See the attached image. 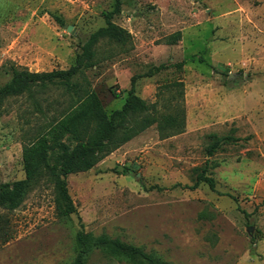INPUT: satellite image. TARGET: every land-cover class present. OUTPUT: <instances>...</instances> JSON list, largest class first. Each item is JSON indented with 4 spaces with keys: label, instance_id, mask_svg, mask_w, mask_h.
<instances>
[{
    "label": "rangeland",
    "instance_id": "374dc122",
    "mask_svg": "<svg viewBox=\"0 0 264 264\" xmlns=\"http://www.w3.org/2000/svg\"><path fill=\"white\" fill-rule=\"evenodd\" d=\"M113 10L114 0H0V86L12 66L73 65L112 12L127 37L100 38L95 65L78 80L107 113L122 106L132 77L138 96L168 112L177 103L169 85L181 80L184 129L160 138L153 124L91 169L69 174L77 214L63 217L48 176L26 165L43 171L54 162L55 141L66 142L67 134L49 123L73 96L49 86L7 97L0 115V264H70L79 229L119 237L167 264H264V0H120ZM159 64L166 66L144 75ZM206 160L215 188H187ZM21 180V200L11 205L3 191ZM90 262L132 264L97 251Z\"/></svg>",
    "mask_w": 264,
    "mask_h": 264
},
{
    "label": "trees",
    "instance_id": "16d2710c",
    "mask_svg": "<svg viewBox=\"0 0 264 264\" xmlns=\"http://www.w3.org/2000/svg\"><path fill=\"white\" fill-rule=\"evenodd\" d=\"M120 0H114V10L118 11ZM112 12L106 13V25L92 32L82 50L75 57L74 64L66 69H52L50 71H30L25 68L12 66L10 78L0 86V115L3 103L7 97L18 96L24 93L44 92L49 86L62 88L72 95L71 102L60 114V118L53 120L49 127L57 130L59 134H67L66 142L55 141L58 152L53 155L54 162L44 166V170L37 166L26 165L32 172L45 173L52 184L54 208L59 216L67 217L77 214L76 206L69 194L66 177L69 174L84 172L94 167L100 160L112 151L138 135L147 127L155 124L160 138H166L183 131L185 114L183 105L178 103L179 96H183V82L174 80L170 87L175 88V104H168V112H157L155 103H147L135 93L134 80L131 78L130 88L124 102L119 109L107 113L96 93L88 86L82 84L78 77H84L85 70L96 63L94 45L102 37H109L123 41L127 32L114 24L110 17ZM179 33L170 35L168 43H175ZM165 64L153 66L144 73L152 75L155 71L165 67ZM232 137H223V140ZM220 139L214 141L207 148L211 155ZM236 140V138H235ZM208 160L202 169L196 173L194 182L186 187L195 189L200 183L206 184L210 189L215 188V180L207 174ZM31 172V173H32ZM26 180L14 183L12 188L3 191V198H7L11 205L21 200ZM21 193V194H20ZM76 254L70 264H93L90 262L92 253L99 252L106 259H117L132 264H167L143 247L123 241L119 237H108L105 233L93 234L79 229L75 233Z\"/></svg>",
    "mask_w": 264,
    "mask_h": 264
},
{
    "label": "water",
    "instance_id": "95a60500",
    "mask_svg": "<svg viewBox=\"0 0 264 264\" xmlns=\"http://www.w3.org/2000/svg\"><path fill=\"white\" fill-rule=\"evenodd\" d=\"M228 77H231V75L229 74V76Z\"/></svg>",
    "mask_w": 264,
    "mask_h": 264
}]
</instances>
